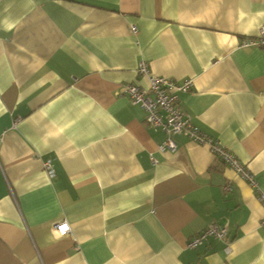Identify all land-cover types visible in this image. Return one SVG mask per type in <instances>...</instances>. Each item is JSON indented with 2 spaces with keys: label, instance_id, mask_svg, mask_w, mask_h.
<instances>
[{
  "label": "crops",
  "instance_id": "crops-1",
  "mask_svg": "<svg viewBox=\"0 0 264 264\" xmlns=\"http://www.w3.org/2000/svg\"><path fill=\"white\" fill-rule=\"evenodd\" d=\"M261 25L264 0H0V264H264ZM141 60L192 77L179 108L258 191L185 134L157 149L122 91ZM211 223L229 252L187 248Z\"/></svg>",
  "mask_w": 264,
  "mask_h": 264
},
{
  "label": "built area",
  "instance_id": "built-area-1",
  "mask_svg": "<svg viewBox=\"0 0 264 264\" xmlns=\"http://www.w3.org/2000/svg\"><path fill=\"white\" fill-rule=\"evenodd\" d=\"M131 32L138 33L135 25L130 26ZM264 46V25H261L255 36H247L240 40L239 47ZM136 71L146 79L145 86L127 82L122 85L123 93L128 99L138 104L144 111V121L146 125L161 130L163 139L157 144L160 151H174L177 147L173 138L176 134H185L191 140L209 147L211 152L224 163L233 168L251 186L258 191L257 182L253 173L239 161V159L217 139L202 131L194 125L189 116L179 108L180 94L191 90L193 79L186 77L178 80L169 79L163 76L150 73L147 63L139 61ZM154 162L155 159L151 157ZM47 174L51 177L54 170L48 162L44 164ZM259 198L264 201V195L259 193ZM260 227L264 230V218L260 221ZM54 228L59 233L69 231V224L62 220L54 224ZM226 227L211 223L201 231L192 235L186 242L187 248H196L208 237H214L227 243L225 248L228 253L230 246L227 241Z\"/></svg>",
  "mask_w": 264,
  "mask_h": 264
}]
</instances>
